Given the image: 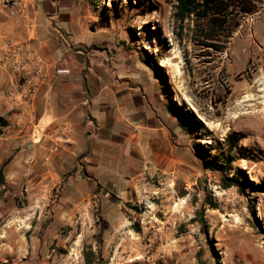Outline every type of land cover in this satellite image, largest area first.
Wrapping results in <instances>:
<instances>
[{"label": "rangeland", "instance_id": "374dc122", "mask_svg": "<svg viewBox=\"0 0 264 264\" xmlns=\"http://www.w3.org/2000/svg\"><path fill=\"white\" fill-rule=\"evenodd\" d=\"M179 1H47L67 31L84 25L71 46L159 92L185 147L175 166L148 161L87 215L35 206L3 179L0 264H85L84 252L92 264H264V0L183 22ZM231 142L233 161L210 170ZM222 176L238 186L223 188Z\"/></svg>", "mask_w": 264, "mask_h": 264}, {"label": "crops", "instance_id": "0c3cea01", "mask_svg": "<svg viewBox=\"0 0 264 264\" xmlns=\"http://www.w3.org/2000/svg\"><path fill=\"white\" fill-rule=\"evenodd\" d=\"M47 1L28 0L25 16L0 13V45L4 38L25 43L48 64L35 117L22 132L0 139V171L4 185L21 189L35 206L46 201L60 215H87L106 192H124L128 177L148 161L179 163L185 140L159 92L125 71L116 75L108 61L93 63L92 50L71 46L68 40L77 41L84 25L67 31L60 10L52 12ZM9 84L0 68V91ZM8 115L0 104V122ZM63 129L68 132L59 138Z\"/></svg>", "mask_w": 264, "mask_h": 264}, {"label": "built area", "instance_id": "2783aa9c", "mask_svg": "<svg viewBox=\"0 0 264 264\" xmlns=\"http://www.w3.org/2000/svg\"><path fill=\"white\" fill-rule=\"evenodd\" d=\"M27 1L0 0V13L25 16ZM0 68L10 77L9 87L0 91V104L9 112L0 122L1 139L22 132L28 120L35 117L34 99L38 89L47 81L48 64L25 43L4 38L0 45ZM67 132V129L61 130L59 138H64Z\"/></svg>", "mask_w": 264, "mask_h": 264}, {"label": "trees", "instance_id": "16d2710c", "mask_svg": "<svg viewBox=\"0 0 264 264\" xmlns=\"http://www.w3.org/2000/svg\"><path fill=\"white\" fill-rule=\"evenodd\" d=\"M179 2L178 15L181 22L192 16H195L196 18L198 17L199 19L215 20L218 16L227 18L232 11H237L238 13L244 15L251 13L254 10L253 7H245V0H180ZM234 148V142L228 143L229 151L227 152L226 157L222 155L213 158L208 165V168L212 171H218L223 174L229 164L233 161L231 151ZM0 183H3L1 171ZM238 184V177H233L232 179H227L224 176L221 177V185L223 188L238 186ZM91 256V254L84 252L85 264H92Z\"/></svg>", "mask_w": 264, "mask_h": 264}, {"label": "bare ground", "instance_id": "6f19581e", "mask_svg": "<svg viewBox=\"0 0 264 264\" xmlns=\"http://www.w3.org/2000/svg\"><path fill=\"white\" fill-rule=\"evenodd\" d=\"M262 91H263L262 89H259V90H258V92H262ZM206 124H207V126H208L210 123H209V124H208V123H206Z\"/></svg>", "mask_w": 264, "mask_h": 264}]
</instances>
